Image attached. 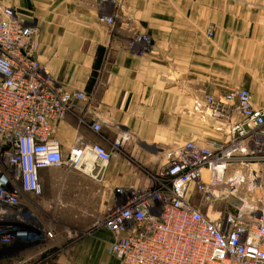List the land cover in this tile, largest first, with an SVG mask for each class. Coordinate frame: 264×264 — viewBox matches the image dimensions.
Instances as JSON below:
<instances>
[{"label":"crops","instance_id":"obj_1","mask_svg":"<svg viewBox=\"0 0 264 264\" xmlns=\"http://www.w3.org/2000/svg\"><path fill=\"white\" fill-rule=\"evenodd\" d=\"M4 7L36 28L45 72L84 94L54 126L63 154L78 140L112 153L99 183L112 201L92 190L88 175L45 167L41 194L22 193L20 206L38 230H87L56 239L51 264H119L109 251L114 236L100 224L113 189L147 187L164 151L222 137L217 125L196 117L193 99L246 89L264 109V0H0ZM34 244L22 241L17 252ZM47 249L28 259L42 264Z\"/></svg>","mask_w":264,"mask_h":264},{"label":"built area","instance_id":"obj_2","mask_svg":"<svg viewBox=\"0 0 264 264\" xmlns=\"http://www.w3.org/2000/svg\"><path fill=\"white\" fill-rule=\"evenodd\" d=\"M110 22L111 19L107 18ZM207 36H213L208 29ZM34 26L0 11V247L37 243L20 206L39 196L38 171L65 167L104 182L112 153L78 140L66 155L53 137L79 91H68L38 59ZM198 119L220 139H190L163 152L148 187H115L100 224L119 264H264V109L246 89L193 99ZM94 130L100 125L94 123ZM122 139L114 141L119 146ZM50 235V234H49Z\"/></svg>","mask_w":264,"mask_h":264},{"label":"rangeland","instance_id":"obj_3","mask_svg":"<svg viewBox=\"0 0 264 264\" xmlns=\"http://www.w3.org/2000/svg\"><path fill=\"white\" fill-rule=\"evenodd\" d=\"M66 170L72 169L66 168ZM154 174L155 173H151L149 176H152ZM91 188L92 190H95V192L98 191V195L100 198L102 195L103 198H109L112 201V196L108 194V189L104 188L103 185L91 180ZM31 220L32 222H35L34 219L31 218ZM51 220L53 222L58 223L67 222L64 220V218L62 219L55 216L51 218ZM44 228L45 229H39V233L41 234L39 242L30 246V248L25 247L24 250L19 253L17 252L19 245L8 248L0 247V264H33L37 261L36 257L31 259L28 258L33 255L34 251L38 249H44L45 247H48L46 253L47 256L40 262L42 264H51L57 259L58 255V249L55 246H52L56 239H59L63 236L64 239L70 241L72 238L76 236H81L87 232V230L80 231V229H78L77 227H71L69 229H66L60 226H52L51 224L50 226H45Z\"/></svg>","mask_w":264,"mask_h":264}]
</instances>
